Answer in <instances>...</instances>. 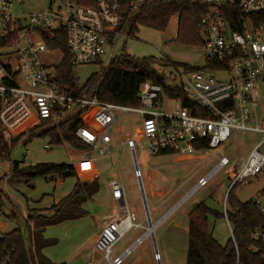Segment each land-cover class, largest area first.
I'll return each instance as SVG.
<instances>
[{"label":"built area","instance_id":"2783aa9c","mask_svg":"<svg viewBox=\"0 0 264 264\" xmlns=\"http://www.w3.org/2000/svg\"><path fill=\"white\" fill-rule=\"evenodd\" d=\"M144 1L0 0V127L4 132L18 134L42 122L59 124L94 107L95 127L79 124L74 133L88 147L83 151L86 160L96 163L97 156L109 157L114 150L111 128L122 116L135 112L141 117L140 134L146 139L150 154L191 156L202 164L209 159L216 161L154 223L148 211L143 220H138L127 202L122 180L112 179L108 186L117 207L103 219L94 242L100 260L89 264H124L152 236V225L156 228L162 224L222 169H228V192L237 184L264 174V25L256 26L250 17L264 12V0H192L205 7L199 24L203 65L197 69L176 66L165 85L143 82L139 106L102 101L94 89L87 95H73L59 81L57 68L65 53L57 44L66 47L73 67L100 63L108 48L114 50L124 36L121 25ZM228 7H238L244 16L239 29L231 28ZM57 55L60 62L53 66L51 58ZM115 56L110 51V61ZM221 72L227 73V79L217 78ZM165 86L180 94H168ZM163 93L173 98L164 103ZM249 132L261 138L248 155L235 159L229 156L225 145L233 133ZM205 140L206 148L196 147ZM123 143L132 152L134 174L142 181L135 141ZM228 200L227 193L224 213L232 233ZM250 201L264 214V189ZM138 229L144 230L142 234L122 252L115 253L125 235ZM250 239L251 251L264 260V224L250 233ZM154 250V258L160 263L161 254Z\"/></svg>","mask_w":264,"mask_h":264},{"label":"rangeland","instance_id":"374dc122","mask_svg":"<svg viewBox=\"0 0 264 264\" xmlns=\"http://www.w3.org/2000/svg\"><path fill=\"white\" fill-rule=\"evenodd\" d=\"M133 17L125 25L123 33L114 48L107 50L102 62L76 66L74 74L80 85L85 83L92 74L102 75L110 64L109 53H125L137 58H153L151 67L165 82L175 67L183 69L201 67L204 62L199 45H190L177 39L178 21L173 17L166 30L159 31L139 25L134 36L128 31ZM60 55L51 58L54 65L60 62ZM219 80L227 79V73L217 75ZM168 98L163 93L164 103ZM42 125L31 129H24L18 134L4 132L0 138V233H8L19 227L29 245L28 215L30 210H39L46 215L49 209L68 195L76 181L75 178L46 179L38 176L27 183L23 178L11 176L13 163H20V168L26 166L54 163L74 164L84 167L90 177H98L100 190L89 199L83 208L87 211L84 217L50 225L43 236L45 239L55 240V244L46 247L44 254L55 263L89 264L98 262L100 254L94 250V242L98 236L103 219L112 214L117 207L113 200L108 183L112 179H121L126 191V199L137 215L143 220L146 208L143 203L139 180L134 174L135 161L132 152L124 141L133 139L136 144V158L142 171V183L145 190L147 207L152 222L161 218L183 195L190 190L197 179L206 174L215 164L209 159L205 164L191 156L179 154H157L148 152L146 139L140 134L142 120L135 112L122 116L110 130L114 138V150L109 157H98L96 163L86 160V152L74 149L69 142H57L53 135L42 134L54 126ZM261 136L257 133H233L226 147L228 155L245 158L255 142ZM205 157H209L208 154ZM230 187L228 169L217 173L209 184L192 195L187 202L173 211L137 250L130 255L124 264H185L188 249V213L200 201H205L212 209L224 212L225 198ZM264 189V174L252 177L239 183L233 189V195L241 202H248ZM226 208L231 210L230 200ZM147 224V222H144ZM210 229L213 236L221 243L231 238L232 233L226 217L209 216ZM144 230L129 232L118 243L115 253L122 252L136 236ZM155 246L161 254L160 263L154 258ZM104 264V263H101Z\"/></svg>","mask_w":264,"mask_h":264},{"label":"trees","instance_id":"16d2710c","mask_svg":"<svg viewBox=\"0 0 264 264\" xmlns=\"http://www.w3.org/2000/svg\"><path fill=\"white\" fill-rule=\"evenodd\" d=\"M228 10L231 11L228 17L231 28L239 29L244 16L238 7H228ZM204 11L203 5L196 4L192 0H145L141 8L132 15L133 22L128 35L134 36L139 30V25L164 31L171 19L176 16L177 39L190 45L200 46L202 39L199 24ZM250 17L256 26L264 25V12L252 14ZM130 19L127 18L121 28H124ZM57 46L62 47L65 53L63 61L57 68L59 81L68 87L70 94L87 95L94 89L102 101L139 106V90L143 82L151 81L165 85L164 78L151 67L153 58H137L125 51L113 57L102 75L92 74L85 83L80 85L66 47L60 44ZM165 92L180 94L179 91L169 90L166 86ZM95 110L94 107H87L72 118L48 128L42 134L49 133L57 142L65 140L74 149L85 151L88 147L75 135L74 130L79 124L95 127L93 118ZM42 125H48V123L42 122ZM3 133L0 127V138ZM207 146L206 140L196 145L198 148ZM10 171L11 176L23 178L27 183L38 176L46 179H76L71 192L49 208L51 214L46 215L39 210H30L29 245L19 227L8 233H0V264H55L43 250L56 242L45 239L43 233L50 225L84 217L87 211L83 205L99 192V179L95 176L90 177L86 168L66 163H43L26 166L23 169L20 168V163H13ZM234 188L232 187L228 192L231 210H228L227 217L232 226V236L226 244H221L213 236L209 224L210 215L225 217L224 212L212 209L205 201H200L189 211L185 264H264L260 254L250 249L252 246L250 233L264 224V214L251 201L243 203L236 199L233 195Z\"/></svg>","mask_w":264,"mask_h":264},{"label":"water","instance_id":"95a60500","mask_svg":"<svg viewBox=\"0 0 264 264\" xmlns=\"http://www.w3.org/2000/svg\"><path fill=\"white\" fill-rule=\"evenodd\" d=\"M139 185H140V189H141V193H142V199H143V203H144V206L146 208V211H148V207H147V200H146V195H145V190H144V186H143V183L141 180H139ZM150 224V222H149ZM156 248V246H155ZM157 249V248H156Z\"/></svg>","mask_w":264,"mask_h":264},{"label":"bare ground","instance_id":"6f19581e","mask_svg":"<svg viewBox=\"0 0 264 264\" xmlns=\"http://www.w3.org/2000/svg\"><path fill=\"white\" fill-rule=\"evenodd\" d=\"M156 226V225H152L151 228H150V231L152 232L154 229L153 227Z\"/></svg>","mask_w":264,"mask_h":264},{"label":"crops","instance_id":"0c3cea01","mask_svg":"<svg viewBox=\"0 0 264 264\" xmlns=\"http://www.w3.org/2000/svg\"><path fill=\"white\" fill-rule=\"evenodd\" d=\"M176 17V16H175ZM177 21H178V19H177ZM55 263V262H54ZM55 264H58V263H55Z\"/></svg>","mask_w":264,"mask_h":264}]
</instances>
